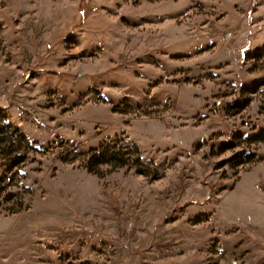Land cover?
I'll list each match as a JSON object with an SVG mask.
<instances>
[{
  "label": "rangeland",
  "instance_id": "obj_1",
  "mask_svg": "<svg viewBox=\"0 0 264 264\" xmlns=\"http://www.w3.org/2000/svg\"><path fill=\"white\" fill-rule=\"evenodd\" d=\"M263 51L264 0H0V264H264Z\"/></svg>",
  "mask_w": 264,
  "mask_h": 264
},
{
  "label": "trees",
  "instance_id": "obj_2",
  "mask_svg": "<svg viewBox=\"0 0 264 264\" xmlns=\"http://www.w3.org/2000/svg\"><path fill=\"white\" fill-rule=\"evenodd\" d=\"M259 56V60L262 61L263 63V68H264V51L262 53V55H258ZM5 110L3 108H0V117H2V114ZM10 127L6 124H0V150H3V152L5 154H11L12 151L9 149L10 146L13 145V135L18 134V136L20 137V140L27 143L28 139L17 129H14L12 132L10 131ZM7 133L8 136L5 134ZM259 137H263V135H260ZM257 137V138H259ZM30 143V142H28ZM27 143V144H28ZM29 145V144H28ZM127 146V147H126ZM112 152L109 153V152ZM92 157L89 160V169L93 172H96V169L98 168V166L102 163H107L113 167H121L124 168L126 166H128L130 163L128 160H134V163L132 165H139L141 169H139V173L141 174H145V175H149L151 167L147 168L143 163H142V158H141V152L139 150V148L134 145L133 148L130 144H124L121 147H119L118 149H114V151L112 150H94L93 153L91 154ZM20 157H14L15 158V162H20L21 158H24L25 155H18ZM128 158V159H127ZM100 173V172H99ZM157 174V173H155ZM3 189L2 186V178L0 177V193Z\"/></svg>",
  "mask_w": 264,
  "mask_h": 264
}]
</instances>
